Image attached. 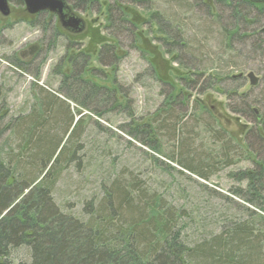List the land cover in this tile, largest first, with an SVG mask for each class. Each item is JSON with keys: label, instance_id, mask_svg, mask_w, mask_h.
Listing matches in <instances>:
<instances>
[{"label": "rangeland", "instance_id": "rangeland-1", "mask_svg": "<svg viewBox=\"0 0 264 264\" xmlns=\"http://www.w3.org/2000/svg\"><path fill=\"white\" fill-rule=\"evenodd\" d=\"M66 1L83 19V30L63 28L58 16L51 12L31 15L24 3L16 4L11 0L9 15L0 11L1 127L12 121V129L6 128L4 133L1 130L0 148L13 154L25 150L27 145H22L26 144L25 138L16 131L18 124L33 108L41 109L39 105L43 100L52 104L53 97L56 102L60 99L65 104V107L59 104L63 108H56L61 112L66 110L74 123L80 125L72 144L68 147L65 142L62 144L68 153L60 159L59 179L53 193L62 211L77 216L89 202L97 205V198L108 196L112 180L119 178L139 181L149 186V190L160 192L165 203L180 211H189L182 220L187 227L185 232L191 234L192 239L213 235V231L224 228L233 216L248 218L247 208L264 217V212L228 192L246 184L230 177V173L249 167V162L238 161L229 168L221 166L206 180L166 156L176 149V140L159 138L156 152L143 146L139 138L130 133L132 130L146 136L141 132L144 125L157 117L160 110L167 107V102L168 105L175 103L178 109V103L185 98L189 100V115L198 116L196 144L206 143L205 150L210 151L215 150L214 145H219L201 123L200 117H206L202 109H207L219 127L245 147V135L251 123L229 110L228 97L234 93L230 88L238 92L258 86L257 91L264 88V55H260L261 51L250 52L249 44L223 47L227 43L223 30L231 29L233 22L228 19L229 10L223 11L221 19H213L206 13L207 9L194 0L184 3H179L180 0H84L77 8ZM213 1L210 4L215 14L219 8L214 7ZM109 10L115 15L122 12L134 33L123 23L108 22ZM168 17L174 21L170 22ZM260 20L263 25L264 15ZM54 23L59 35L49 26ZM163 29L170 31L173 37L184 35L181 42L187 48L166 43L168 36ZM263 29L260 28L262 36ZM114 30L117 33L112 35ZM240 33L244 35L238 33L236 38L245 33L251 35L247 31L240 30ZM260 38L252 41L261 43ZM168 41L172 44L176 40ZM114 44L116 62L102 65L98 60L101 48ZM78 64L83 65L82 73L77 71ZM227 71H230L228 75ZM250 72L258 76L256 85L250 82ZM197 76L202 81L204 77H218L220 84L200 94L198 85L197 90L192 88ZM81 78L87 82L85 85L78 83ZM204 84L207 87V83ZM92 85L96 90L82 101L81 96ZM165 113L161 112L163 117L167 116ZM153 124L157 128L159 123ZM59 134L56 133L58 137ZM191 208L195 211H190ZM257 218L254 219L258 222L257 230L264 238V219ZM14 251L13 264L29 262L26 248Z\"/></svg>", "mask_w": 264, "mask_h": 264}, {"label": "trees", "instance_id": "trees-1", "mask_svg": "<svg viewBox=\"0 0 264 264\" xmlns=\"http://www.w3.org/2000/svg\"><path fill=\"white\" fill-rule=\"evenodd\" d=\"M11 1L23 4L22 0ZM69 1L77 8L84 0ZM185 1L180 0L179 3ZM211 1L194 0L205 7L206 13L213 19H221L223 11L229 10L228 19L233 22L231 29L225 27L223 30L222 36L227 41L223 47L232 48L235 43L246 47L249 44L250 52L261 51L260 55H264V36L260 32V28H264L260 20L264 15V0H214V7L217 5L219 8L215 14ZM109 14L108 22L123 23L134 33L133 26L125 21L122 12L115 15L109 10ZM49 26L55 30V35H59L55 23ZM238 29L251 35L246 36L245 33V36L238 35L236 38L238 33L244 35ZM163 32L168 36L166 43L170 46L187 48L181 42L184 35L173 37L170 31L163 29ZM116 33L114 30L111 34ZM259 37H262L261 43L252 41ZM169 39L176 41L172 45ZM52 45L53 42L50 43ZM101 49L99 62L102 65L114 64L115 44L103 45ZM168 53L171 51L168 50ZM83 70V65L78 64L77 71L82 73ZM210 76L204 77L203 81L197 76L193 81V90H197L198 85L200 90L197 91L203 94L220 84L218 77ZM78 83L85 85L87 82L81 78ZM258 88L243 92L230 88L234 93L228 97L229 110L251 123L245 135V147L237 144L225 129L219 127L207 109H202V115L206 117H200L201 123L208 129L209 137L219 145H214L212 148L215 150L210 151L205 150L206 143L196 144L195 140L199 138L195 132L198 116L196 113L189 115V100L185 98L178 103V109H175V103H167V107L161 110L166 112V117L159 112L150 121L151 124L146 123L141 131L146 136L137 135L132 130L130 133L136 135L143 146L156 152L159 138L176 140V149L166 156L206 180L221 166L229 168L238 161L249 162V167L230 173V177L246 184L228 192L264 212V88L257 91ZM92 90H96L93 85L81 96L82 101ZM52 99V104L43 100V104L39 105L41 109L33 108L31 114L18 124L16 131H20L21 138H25L26 144H22L27 145L25 150L13 154L0 148V264H13L14 250L22 247L26 248L30 260L21 264H264V238L257 230L258 222L254 220L259 217L257 219L263 221L264 217L248 208L245 210L248 218L233 216L224 228L213 231V235L192 239L194 237L185 232L187 227L182 220L189 211H180L165 203L160 192L149 190V186L139 181L116 178L110 184V194L97 198V205L89 202L77 216L62 211L53 196L59 179L58 166L60 159L67 156V147L79 133L80 125L74 123L66 110L61 112L56 108L65 107L62 100L56 102L57 99ZM2 118L0 116V127ZM153 123H159L157 128ZM7 124L0 128V133L1 130L4 133L6 128L12 129V121ZM57 132H60L59 137ZM64 142L67 147L62 145Z\"/></svg>", "mask_w": 264, "mask_h": 264}, {"label": "water", "instance_id": "water-1", "mask_svg": "<svg viewBox=\"0 0 264 264\" xmlns=\"http://www.w3.org/2000/svg\"><path fill=\"white\" fill-rule=\"evenodd\" d=\"M26 10L30 14L48 11L58 16L61 26L71 31L83 30L85 24L81 17L74 13L66 0H23ZM0 11L9 15L10 6L8 0H0ZM252 85L258 82V76L254 72L248 74Z\"/></svg>", "mask_w": 264, "mask_h": 264}, {"label": "bare ground", "instance_id": "bare-ground-1", "mask_svg": "<svg viewBox=\"0 0 264 264\" xmlns=\"http://www.w3.org/2000/svg\"><path fill=\"white\" fill-rule=\"evenodd\" d=\"M255 3V2H254ZM92 4V3H91ZM50 15V14H49ZM154 65V64H153ZM95 78H97V77H95ZM163 83V82H162ZM106 85V84H105ZM115 87V86H114ZM55 91V90H54ZM121 96V95H120ZM168 103V102H167ZM76 110V109H75ZM162 110V109H161ZM160 110V111H161ZM95 112V111H94ZM89 118V117H88ZM108 120V119H107ZM106 121V120H105ZM107 122V121H106ZM223 130V129H222ZM14 153V152H13ZM147 190V189H146ZM53 191V190H52Z\"/></svg>", "mask_w": 264, "mask_h": 264}, {"label": "flooded vegetation", "instance_id": "flooded-vegetation-1", "mask_svg": "<svg viewBox=\"0 0 264 264\" xmlns=\"http://www.w3.org/2000/svg\"><path fill=\"white\" fill-rule=\"evenodd\" d=\"M23 2V0H22ZM8 3L10 4V0H8ZM24 3V2H23ZM10 6V5H9ZM27 11V10H26ZM43 12V11H42ZM44 12H48V11H44ZM40 13V12H39ZM38 14V13H37ZM31 15H36V14H31Z\"/></svg>", "mask_w": 264, "mask_h": 264}]
</instances>
